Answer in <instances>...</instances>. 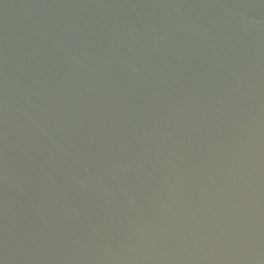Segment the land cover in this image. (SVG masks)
I'll return each mask as SVG.
<instances>
[{
  "label": "water",
  "instance_id": "obj_1",
  "mask_svg": "<svg viewBox=\"0 0 264 264\" xmlns=\"http://www.w3.org/2000/svg\"><path fill=\"white\" fill-rule=\"evenodd\" d=\"M0 264H264V0H0Z\"/></svg>",
  "mask_w": 264,
  "mask_h": 264
}]
</instances>
